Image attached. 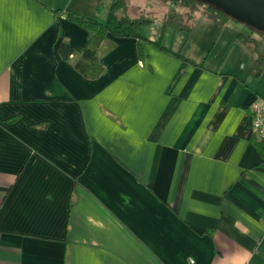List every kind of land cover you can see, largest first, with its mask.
I'll return each instance as SVG.
<instances>
[{
    "label": "crops",
    "instance_id": "0c3cea01",
    "mask_svg": "<svg viewBox=\"0 0 264 264\" xmlns=\"http://www.w3.org/2000/svg\"><path fill=\"white\" fill-rule=\"evenodd\" d=\"M109 3L0 0V264H264L248 108L264 68L238 33L264 34L199 13L189 30L147 22L139 52L106 33L89 78L72 65L88 31L66 13L104 19Z\"/></svg>",
    "mask_w": 264,
    "mask_h": 264
},
{
    "label": "trees",
    "instance_id": "16d2710c",
    "mask_svg": "<svg viewBox=\"0 0 264 264\" xmlns=\"http://www.w3.org/2000/svg\"><path fill=\"white\" fill-rule=\"evenodd\" d=\"M128 0H110L107 8L106 16L104 19H98L96 16L84 15L78 12L67 10L66 19L80 27L85 28L88 31L84 47L82 51L72 61L73 67L79 71L83 76L95 77L104 68L103 64L99 62L96 50L101 42L103 36L106 33H111L116 36H132L138 41V52H139V40L146 39L140 32V28L144 23L152 21V17L145 15L139 16H128L125 13L126 3ZM168 1L170 11L165 16V20L162 27L169 25L171 28L176 29L177 27L190 29L189 26L182 24L179 19L185 15V18L190 17L196 13L203 14L204 17H208L212 20L223 22L225 19L232 17L223 10L201 0H164ZM176 7V9H175ZM181 9V10H180ZM173 10V11H172ZM57 9L55 12H59ZM172 11V13H171ZM250 29L256 33L264 34V31L249 26ZM241 35L243 39H249L252 44V48L256 52L254 59V67L252 66L251 72L254 75H258L264 68V53L259 50L253 37ZM152 45L164 50L165 52L174 54L183 61H189V58L180 53L179 50L172 49L170 45H164L159 40H151ZM58 53L63 57H70L73 49L68 42L58 41L56 44ZM140 55V54H139ZM254 144L260 150L264 159V139H258L254 135H249Z\"/></svg>",
    "mask_w": 264,
    "mask_h": 264
},
{
    "label": "water",
    "instance_id": "95a60500",
    "mask_svg": "<svg viewBox=\"0 0 264 264\" xmlns=\"http://www.w3.org/2000/svg\"><path fill=\"white\" fill-rule=\"evenodd\" d=\"M223 10L248 27L264 31V0H201Z\"/></svg>",
    "mask_w": 264,
    "mask_h": 264
},
{
    "label": "rangeland",
    "instance_id": "374dc122",
    "mask_svg": "<svg viewBox=\"0 0 264 264\" xmlns=\"http://www.w3.org/2000/svg\"><path fill=\"white\" fill-rule=\"evenodd\" d=\"M127 2L128 4L126 5V13L131 17L139 16V15L152 17L153 20L149 22L150 26L152 27V30L154 29V27L157 28L161 27L163 18H165V16L168 14L171 6V4L168 1H164V0H128ZM196 16H201V15H196ZM183 18H185V15L181 16V18L179 19L182 20ZM229 18L233 21H237L232 17ZM237 22H239V20ZM243 26L245 28H249L245 23H243ZM165 27H167L168 29L170 28L169 25H165ZM249 30L254 31L252 29ZM256 38H261V36H256ZM257 40L259 41V39ZM255 43L258 48H260V46L262 47V44H264L263 41L260 42L255 41Z\"/></svg>",
    "mask_w": 264,
    "mask_h": 264
},
{
    "label": "built area",
    "instance_id": "2783aa9c",
    "mask_svg": "<svg viewBox=\"0 0 264 264\" xmlns=\"http://www.w3.org/2000/svg\"><path fill=\"white\" fill-rule=\"evenodd\" d=\"M251 116V134L264 139V103L256 97L248 106Z\"/></svg>",
    "mask_w": 264,
    "mask_h": 264
}]
</instances>
